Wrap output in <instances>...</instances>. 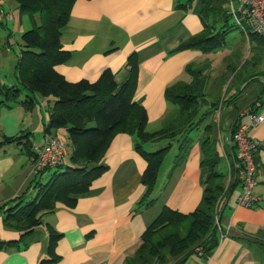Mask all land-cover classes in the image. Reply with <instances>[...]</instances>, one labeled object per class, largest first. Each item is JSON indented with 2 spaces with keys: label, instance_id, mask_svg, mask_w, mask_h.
I'll list each match as a JSON object with an SVG mask.
<instances>
[{
  "label": "crops",
  "instance_id": "0c3cea01",
  "mask_svg": "<svg viewBox=\"0 0 264 264\" xmlns=\"http://www.w3.org/2000/svg\"><path fill=\"white\" fill-rule=\"evenodd\" d=\"M7 3L12 12V31L18 30L22 18L16 4ZM201 7V0H75L60 36L62 49L70 56L55 66L66 80L93 82L109 68L120 86L129 77L127 59L135 53L138 71L133 100L145 108L149 132L158 130L171 110L165 88L176 81L192 80L186 65L208 63L201 71L206 78L204 96L199 99L196 122L189 131L171 140L163 138L143 145L146 151L175 145L172 161L164 164V155L158 169L157 183L150 194L152 204H139L145 192L141 177L147 162L134 148L135 137L118 132L99 159L106 170L92 181L89 190L70 196L73 201L57 202L53 210L43 211L41 223L31 233L0 251V264H124L163 206L188 213L200 203L208 172L201 164L202 141L206 138L217 152L216 170L224 174L229 187L219 200L225 236L209 258L194 254L184 263L264 264V173L257 176L253 189L259 198L256 204L250 208L237 205L241 188L231 140L232 127L248 122L243 111L254 102H264V45L250 41L234 27L225 40L232 32H237L236 39L225 41L218 63L210 58L221 49L210 53L176 50L181 41L202 30L198 15ZM0 17L8 21L4 13L0 12ZM12 31L0 37L4 76L0 85L4 87H20V43L12 39ZM26 98L32 100L28 108L14 101L0 102V239L6 241L18 240L20 232L5 223V210L21 200L33 199L39 186L47 183L56 170L34 172V145L41 146L47 133L59 135L66 145L65 164L73 149L66 128L45 130L54 98L22 87L18 99ZM249 135L259 142L256 158L264 165V122L252 127ZM180 153L184 159L177 163ZM221 161L223 171L218 168ZM50 230L59 234L52 247Z\"/></svg>",
  "mask_w": 264,
  "mask_h": 264
},
{
  "label": "trees",
  "instance_id": "16d2710c",
  "mask_svg": "<svg viewBox=\"0 0 264 264\" xmlns=\"http://www.w3.org/2000/svg\"><path fill=\"white\" fill-rule=\"evenodd\" d=\"M12 1L16 4L20 18L27 16L30 28L20 35L17 59L20 87L0 85V93L4 98L0 102L14 101L25 108L30 107V98L18 99L22 87L31 93L54 98L45 130L49 132L66 128L68 142L73 149L69 155V163L56 167L47 183L39 186L33 199L21 200L5 210V223L17 229L20 238L16 241L0 239V251L11 244H18L31 233L41 223L40 214L43 211L53 210L57 202L73 201L70 196L89 190L92 181L106 170L99 159L118 132L135 137L134 148L147 162L141 177L145 192L139 204H152L154 200L150 198V194L156 186L158 169L171 144L154 151L144 150L143 145L163 138L174 139L195 125L200 107L199 99L204 96L206 85V78L201 75V71L208 67L207 62H202L200 67L190 63L186 65L185 71L191 75L192 80L176 81L165 88L164 95L171 110L161 127L149 132L146 129V110L133 100L138 71L135 53L127 59L129 77L120 86L109 68L104 69L93 82L86 79L70 82L57 72L55 66L65 63L70 56L69 51L62 49L60 36L75 0ZM229 1L201 0L202 7L198 15L202 21V30L181 41L176 50L199 49L210 53L223 47L225 35L234 27L238 29L234 20L233 24L228 21L231 17L228 12ZM247 37L250 41L258 40L260 45H264V39L255 34L249 33ZM218 102L216 99V104ZM260 104L254 102L248 109L254 112ZM239 125L240 123L234 125L232 132ZM186 140L187 137H184V142ZM183 157L184 154L180 153L177 163L183 161ZM218 161L216 150L206 138L202 141L201 164L207 167L208 172L200 203L188 213L163 206L141 234L138 247L125 259L124 264H169L171 261L183 264L192 254L206 259L211 256L221 235L225 236L220 224L219 200L229 189L225 185L224 174L216 170ZM48 236L52 247L59 234L50 230Z\"/></svg>",
  "mask_w": 264,
  "mask_h": 264
},
{
  "label": "built area",
  "instance_id": "2783aa9c",
  "mask_svg": "<svg viewBox=\"0 0 264 264\" xmlns=\"http://www.w3.org/2000/svg\"><path fill=\"white\" fill-rule=\"evenodd\" d=\"M4 3L5 0H0V8ZM0 12L4 13L7 20L12 19L11 11L0 9ZM228 12L244 35L252 33L264 39V0H230ZM242 114L247 116L248 122L241 123L231 133L241 188L236 203L244 208H250L259 200L253 189L257 183V176L264 173V165L256 158L260 144L250 137L249 130L264 122V102L259 105V111L251 112L246 109ZM33 148L35 157L32 168L36 174L65 164L66 145L59 135L47 133L43 144L34 145Z\"/></svg>",
  "mask_w": 264,
  "mask_h": 264
},
{
  "label": "rangeland",
  "instance_id": "374dc122",
  "mask_svg": "<svg viewBox=\"0 0 264 264\" xmlns=\"http://www.w3.org/2000/svg\"><path fill=\"white\" fill-rule=\"evenodd\" d=\"M7 1L8 0H6V2H5V4L3 5V7L5 8V10H7L8 11V3H7ZM9 1H12V0H9ZM229 1V0H228ZM13 2V1H12ZM226 6V8L228 7L227 6V4L225 5ZM0 20H1V22H2V24H0V37L1 36H3L4 34H5V32L6 33H8V30H11L12 31V21L11 20H8V21H5L4 19H1V17H0ZM228 21H229V23L230 24H233V19L230 17V18H228ZM30 28V22H29V19L27 18V16H24L23 18H22V23L19 25V27H18V30L16 29L15 31H12V33H13V37H12V39L13 40H15V41H17L18 42V44L19 43H21V39H20V35H21V33H22V31H24V30H27V29H29ZM234 29V28H233ZM232 29V30H233ZM236 33L237 32H232V33H230V34H228L227 36H228V39H227V36H226V43L228 42V43H230L231 41L233 42V41H235V39H236ZM14 48L16 47V45L14 44V46H13ZM221 49V48H220ZM1 50H2V47H1V42H0V55H1ZM223 51H224V48L223 49H221V51L220 52H216V54H214V56L212 57V58H210L211 60H213V63L214 62H216V63H218L219 62V58L221 57V55L223 54ZM1 69H2V64L0 65V77H1ZM212 73L213 74H216V71L214 70V71H212ZM1 81L3 82L4 81V76H2L1 77ZM174 150H175V145L173 146H171V148H169L168 150H167V152L165 153V158H164V164H166V163H168V161H172L171 159H172V157H173V153H174ZM163 164V165H164ZM218 168L220 169V170H224V163L221 161L220 162V164H219V166H218ZM55 169H53V171H54ZM154 206V205H153ZM194 254H192V255H190L189 257H192ZM188 260V259H187ZM186 260V261H187ZM184 264H186V262L184 263Z\"/></svg>",
  "mask_w": 264,
  "mask_h": 264
}]
</instances>
